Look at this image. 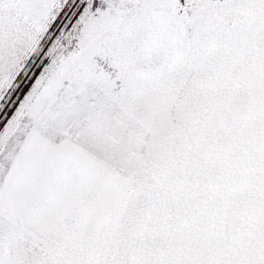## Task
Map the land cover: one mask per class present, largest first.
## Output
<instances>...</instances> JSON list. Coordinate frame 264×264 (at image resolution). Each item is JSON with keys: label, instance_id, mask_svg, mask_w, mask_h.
<instances>
[{"label": "snow or ice", "instance_id": "1", "mask_svg": "<svg viewBox=\"0 0 264 264\" xmlns=\"http://www.w3.org/2000/svg\"><path fill=\"white\" fill-rule=\"evenodd\" d=\"M0 264H264V0H0Z\"/></svg>", "mask_w": 264, "mask_h": 264}]
</instances>
